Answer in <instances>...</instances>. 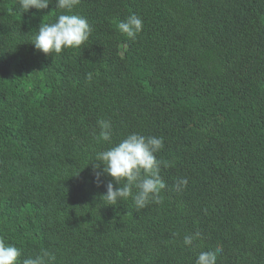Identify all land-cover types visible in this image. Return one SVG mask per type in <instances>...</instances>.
Wrapping results in <instances>:
<instances>
[{"label": "trees", "instance_id": "16d2710c", "mask_svg": "<svg viewBox=\"0 0 264 264\" xmlns=\"http://www.w3.org/2000/svg\"><path fill=\"white\" fill-rule=\"evenodd\" d=\"M60 11L0 0V238L20 264L41 249L55 264H195L218 244L216 264H264V0H80L89 39L45 55L31 40ZM130 14L134 40L116 27ZM132 132L163 137L168 162L162 202L139 211L105 205L118 185L93 176L95 153Z\"/></svg>", "mask_w": 264, "mask_h": 264}, {"label": "clouds", "instance_id": "9594fccd", "mask_svg": "<svg viewBox=\"0 0 264 264\" xmlns=\"http://www.w3.org/2000/svg\"><path fill=\"white\" fill-rule=\"evenodd\" d=\"M52 0H17L23 12L30 8L45 9ZM80 0H55L56 9L62 10L53 23H41L34 38L31 40L34 48L45 55L61 53L64 49L80 48L89 39L92 26L88 20L73 13V9ZM118 31L130 39H135L142 31L143 21L136 14H130L125 20L116 25ZM91 80V74H88ZM100 132L98 140L111 142L112 127L108 121H98ZM164 147L163 137L144 136L136 132L129 133L118 144L106 150L98 151L92 161L93 176L99 185L101 173L111 176L118 187L113 186L112 181L106 184V193L100 198L105 205H117L119 201L131 197L137 211L144 209L149 203L162 202L161 190L166 188V183L160 175L163 165L168 167L167 161L159 160L156 153ZM103 168L100 169V165ZM99 170V171H98ZM124 181L121 184V181ZM187 179L180 178L175 182V190L181 191L187 186ZM135 189V191H133ZM200 236L199 232L185 235L183 243L192 246ZM223 251L221 245L214 250L201 251L197 254L195 264H216L217 255ZM21 249L15 244L7 243L0 238V264H20ZM56 256L47 249H41L35 257L24 258L22 264H55Z\"/></svg>", "mask_w": 264, "mask_h": 264}]
</instances>
